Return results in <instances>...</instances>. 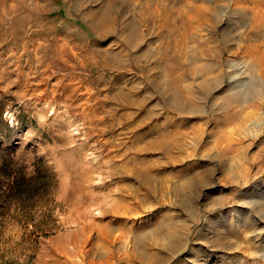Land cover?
<instances>
[{
	"label": "rangeland",
	"instance_id": "1",
	"mask_svg": "<svg viewBox=\"0 0 264 264\" xmlns=\"http://www.w3.org/2000/svg\"><path fill=\"white\" fill-rule=\"evenodd\" d=\"M256 2L0 0V264H264Z\"/></svg>",
	"mask_w": 264,
	"mask_h": 264
},
{
	"label": "bare ground",
	"instance_id": "2",
	"mask_svg": "<svg viewBox=\"0 0 264 264\" xmlns=\"http://www.w3.org/2000/svg\"><path fill=\"white\" fill-rule=\"evenodd\" d=\"M256 4H255V10L253 11L255 17H254V22L252 23V28H254L255 26H259L260 27V25L264 26V0H258V2H256ZM254 46H256V45H254ZM263 47L264 46H262L261 48H263ZM257 63H258V67H259V70H257L258 71L257 76L260 79H262L263 82H264V48L262 49V52H261L260 56L257 57ZM183 246H184L183 242L182 243H175L173 245V250L176 251V252L180 251V250H182ZM155 256L156 255L152 254L151 257L150 256L148 257V259H147V257L143 256V259H144V261L147 260V261H151V262H155V263L159 264V262H157V260L159 261L160 259H156Z\"/></svg>",
	"mask_w": 264,
	"mask_h": 264
}]
</instances>
